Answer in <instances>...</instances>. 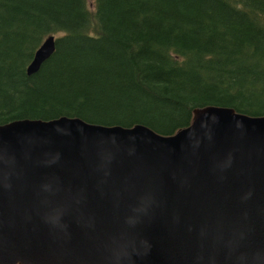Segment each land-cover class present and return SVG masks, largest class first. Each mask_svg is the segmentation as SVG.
<instances>
[{"label": "water", "instance_id": "obj_1", "mask_svg": "<svg viewBox=\"0 0 264 264\" xmlns=\"http://www.w3.org/2000/svg\"><path fill=\"white\" fill-rule=\"evenodd\" d=\"M0 264H264V116L196 108L171 136L0 125Z\"/></svg>", "mask_w": 264, "mask_h": 264}, {"label": "trees", "instance_id": "obj_2", "mask_svg": "<svg viewBox=\"0 0 264 264\" xmlns=\"http://www.w3.org/2000/svg\"><path fill=\"white\" fill-rule=\"evenodd\" d=\"M54 38L34 74V51ZM264 116V0H0V125L74 118L171 136Z\"/></svg>", "mask_w": 264, "mask_h": 264}, {"label": "rangeland", "instance_id": "obj_3", "mask_svg": "<svg viewBox=\"0 0 264 264\" xmlns=\"http://www.w3.org/2000/svg\"><path fill=\"white\" fill-rule=\"evenodd\" d=\"M86 1L88 2L89 6H90V1H91V0H86Z\"/></svg>", "mask_w": 264, "mask_h": 264}]
</instances>
